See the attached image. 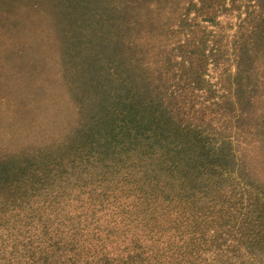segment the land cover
Returning a JSON list of instances; mask_svg holds the SVG:
<instances>
[{"label":"trees","instance_id":"trees-1","mask_svg":"<svg viewBox=\"0 0 264 264\" xmlns=\"http://www.w3.org/2000/svg\"><path fill=\"white\" fill-rule=\"evenodd\" d=\"M121 2L116 79L131 67L122 72L131 76L129 89L116 90L117 106L107 101L95 113L105 110L112 127L82 128L54 151L0 157V264H238L245 248L255 259L253 250H264V205L244 195V184L234 191L239 182L225 184L223 177L238 150L202 140L192 121L201 109L183 110L182 94L168 88L166 95L154 76L140 84L144 67L157 70L154 57L143 59L146 50L180 32L181 64L193 47L200 59L216 62L221 22L214 17L223 0ZM226 9L236 12L226 24L228 57L243 77L241 65L264 46V0H229ZM198 17L215 29L199 32ZM198 44L208 53L201 55ZM162 68L165 75L169 67ZM251 100L237 95L234 108L221 113L230 114L241 150L264 144V110L249 108Z\"/></svg>","mask_w":264,"mask_h":264},{"label":"rangeland","instance_id":"rangeland-1","mask_svg":"<svg viewBox=\"0 0 264 264\" xmlns=\"http://www.w3.org/2000/svg\"><path fill=\"white\" fill-rule=\"evenodd\" d=\"M125 6L121 0H0L2 161L27 151H54L57 146L66 145L67 139L77 137L79 130L93 124L98 123L101 129L112 127L107 120L110 116L103 114L105 110L95 113L101 112L100 107L104 108L107 101H112L110 106H117L116 90L122 88L121 92L117 91L122 94L129 89L125 76L130 74L131 67L125 64L128 74H123V70L116 79L117 66L121 63L116 44L118 11ZM228 7L229 0H223V7L217 9L214 17L221 22L214 38L218 48L215 63L210 62V57L200 59L195 55V47H191L193 54L184 56L181 64V51L176 49L183 39L180 32L167 40H155L154 48L146 50L143 59L152 63L154 57L156 63L152 65L157 70L151 65L144 67L140 84L146 82L147 76H154L166 95L168 88L182 94L183 110L201 109V113L192 114L201 139L209 144L213 142L223 152L229 147L239 152L223 172L224 183L239 182L234 185V191L244 184L247 190L244 195L258 198L264 205V144L241 150L233 141L237 134L231 129L230 114L221 115L224 107L234 108L231 104L240 94L252 98L249 108L264 110V57L261 55L264 46L258 47L257 56L251 54L241 65L246 67L245 77L236 76L234 57H228L231 31L226 28L228 20H236V12L228 11ZM128 15L125 21L130 18ZM195 22L200 26L199 32L215 29L201 17ZM199 36L200 33L196 34V38ZM199 45L200 54L202 50L208 53V45ZM151 52L157 54L153 56ZM162 66L169 67L165 75H162ZM195 68L196 72H190ZM130 81L134 85V78ZM248 123L244 119L240 122L243 126ZM216 124H221L223 129L217 131ZM242 168L247 176L241 181ZM249 249L240 250L236 262L264 264V250L263 256L253 250L255 259L250 261Z\"/></svg>","mask_w":264,"mask_h":264}]
</instances>
